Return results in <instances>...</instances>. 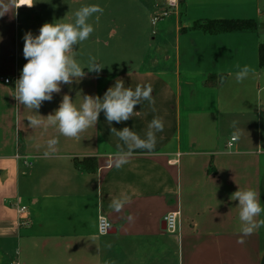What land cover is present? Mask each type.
I'll use <instances>...</instances> for the list:
<instances>
[{"label": "crops", "instance_id": "obj_1", "mask_svg": "<svg viewBox=\"0 0 264 264\" xmlns=\"http://www.w3.org/2000/svg\"><path fill=\"white\" fill-rule=\"evenodd\" d=\"M40 1L17 7L21 0H0V13L7 10L0 16V264H264V225L243 235L238 201L230 199L238 188H253L264 206V71L258 63L264 0H178L173 18L157 23L165 0H45L69 9ZM84 5L104 11L90 19L94 32L75 48L76 58L86 67L95 57L103 68H85L81 80L62 84L39 114L54 113L65 94L77 105L84 95L102 98L117 79L133 89L150 84L154 103L142 101L138 114L111 126L101 112L76 140L55 128L30 127L32 112L14 95L27 63L25 34L38 35L45 23L72 22ZM217 19L256 20L258 30H192L196 22ZM158 26L159 40L150 38ZM105 31L123 36L113 47H100L94 35ZM127 33L144 41L128 43ZM237 65L251 69L241 83ZM209 77L212 85L205 84ZM154 117L164 122L154 149H134L117 167V153L128 149L111 128L127 126L144 138ZM52 138L59 141L56 154L44 158ZM89 158L93 168L77 166ZM125 197L114 210L112 201ZM174 212H180L179 235L166 230L165 217ZM100 216L111 224L108 235L98 232Z\"/></svg>", "mask_w": 264, "mask_h": 264}, {"label": "clouds", "instance_id": "obj_2", "mask_svg": "<svg viewBox=\"0 0 264 264\" xmlns=\"http://www.w3.org/2000/svg\"><path fill=\"white\" fill-rule=\"evenodd\" d=\"M15 0H13V3ZM33 0H21L20 6L32 7ZM103 8L99 5H84L77 9L72 22L45 23L39 29L38 35L27 32L24 36L23 56L27 63L24 64L21 75L15 84L16 101L25 108L31 110L28 117V124L32 128H55L58 133L69 139L79 140L81 134L89 128L95 127L99 121L101 112L104 113L106 122L111 126L113 122H126L134 114L137 105L142 101L154 103L153 89L150 84H138L134 89L125 87L122 79H117L115 84L107 89L103 97L84 95L82 102L77 105L70 95H63L59 107L54 113L46 117L38 112L42 103L51 101L53 94L61 92V85H71L74 81L81 80L86 73L97 72L103 68L95 57H90L86 67H82L76 58L75 48L82 42L89 39L94 32L90 19L96 14H103ZM7 10L0 13L3 16ZM235 79L238 83L243 82L250 74L251 69L245 65H237ZM224 76H220V83L223 84ZM236 122H233L235 127ZM164 130V122L160 117H154L148 124L144 138L133 132L129 127H123L116 131L119 139L127 146L128 151L117 153L121 158L117 160L119 167L126 163L127 157L132 155L134 149L151 151L155 147L156 133ZM58 138L47 141V150L43 153L44 158L56 154ZM238 201V219L240 231L243 235L252 234L255 229L264 225V220H257V217L264 213V206L261 205L259 193L253 188H238L230 197ZM127 202V198L114 199L112 208L120 211ZM239 242H243L242 240Z\"/></svg>", "mask_w": 264, "mask_h": 264}, {"label": "trees", "instance_id": "obj_3", "mask_svg": "<svg viewBox=\"0 0 264 264\" xmlns=\"http://www.w3.org/2000/svg\"><path fill=\"white\" fill-rule=\"evenodd\" d=\"M194 31H201L207 35H219L223 33L250 31L256 32L258 30V23L256 20L245 19H217V20H204L196 22L192 27ZM258 63L260 70L264 71V41L258 47ZM213 78L209 77L206 80V85H212ZM95 159L89 158L84 162H77V166L82 168H93Z\"/></svg>", "mask_w": 264, "mask_h": 264}, {"label": "rangeland", "instance_id": "obj_4", "mask_svg": "<svg viewBox=\"0 0 264 264\" xmlns=\"http://www.w3.org/2000/svg\"><path fill=\"white\" fill-rule=\"evenodd\" d=\"M40 2H41L40 3L41 5H43V6L45 5L47 7H49V5H53V4H55V5H59L60 4L62 7L64 5V8L68 7V9H69L68 3H65V2H61V3L59 2V4L56 1L54 2V1H45V0H42ZM102 2L103 1L100 0V4ZM115 4H116V1H112V5L111 6L113 7V5H115ZM127 4H128L127 5V8H134V6L131 5L130 3H127ZM165 5L166 6H164L163 8L158 9V15L155 17V18H157V20H155L154 23H157L159 21H170L173 18L172 16L174 14V9H171V8L167 7L168 5H167V1L166 0H165ZM73 8H74V6H73ZM166 12L168 13V15L167 16H164V13H166ZM111 20H112V18H111ZM25 26H27V25H24L23 28ZM143 26H147V23L146 22L145 23L143 22ZM152 31L154 32L153 34H152ZM152 31L150 30V34H149L150 38L153 37L156 40H159V38H160V36H159V34H160V28H159V26L158 27H155V28L152 27ZM120 35L123 36V34L119 33V31H118L116 35L109 36V33L107 31H105V33H99L98 35L95 34L94 37L97 36L101 40V43H99V46L100 47L103 46V44H106V43L109 44L111 47H113L114 44H115V42H117V40H119ZM125 40L128 43L129 42L135 43V42H141L142 41V38H141V34H138V33L129 34V33H127V34H125Z\"/></svg>", "mask_w": 264, "mask_h": 264}, {"label": "built area", "instance_id": "obj_5", "mask_svg": "<svg viewBox=\"0 0 264 264\" xmlns=\"http://www.w3.org/2000/svg\"><path fill=\"white\" fill-rule=\"evenodd\" d=\"M167 1V7L171 9H177L179 7V1L178 0H166ZM168 13H164V16H167ZM157 20V18H156ZM6 83H9V80H5ZM235 139H232V142H234ZM26 207H21L18 210L19 214H25L26 213ZM165 223H166V230L170 234H180V212H174L170 213L165 217ZM111 229L110 222L104 217L100 216L98 220V232L100 235H108Z\"/></svg>", "mask_w": 264, "mask_h": 264}]
</instances>
